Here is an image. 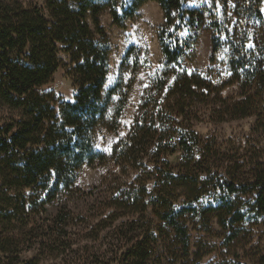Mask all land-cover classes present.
<instances>
[{
	"label": "trees",
	"instance_id": "1",
	"mask_svg": "<svg viewBox=\"0 0 264 264\" xmlns=\"http://www.w3.org/2000/svg\"><path fill=\"white\" fill-rule=\"evenodd\" d=\"M100 1L46 0L45 11L25 6L20 0H0V102L15 112L0 118V190L4 202L0 218L10 220L26 207L45 212L46 204L62 191L70 190L83 165L107 161V156L95 149V134L102 126L110 130L119 127L125 102L119 101L111 111L120 82L104 91L111 48L98 19ZM145 1L148 0H131L122 14L113 9L114 21L121 23ZM155 1L166 14L160 42L168 63H178L194 47L207 14L213 29L224 32L210 9L185 7L184 0ZM263 2L238 0L236 12L253 17L264 29ZM182 32L185 35L181 36ZM220 47V43H213V52ZM229 49V82L214 87L200 75L186 70L174 72L166 88L167 103L158 110L146 108L129 134L117 143L115 161L126 162L137 174L114 186L107 197L106 218L116 220L130 213L147 217L151 206L153 214L175 230L179 244L188 250L191 243L183 220L186 213L197 217L204 231H210L209 217L203 216L194 204L203 196L212 199L207 211L219 210L216 215L225 229L244 219L247 211L264 215V162L255 164L247 177L239 178L241 168L231 161L215 164L213 146L203 143L191 125L175 121L189 99L206 101L212 92L218 95L225 85L238 82L239 97L230 102L221 98L225 108L219 118L256 115L257 127L264 129V32L256 38L247 36L230 43ZM60 50L70 59L68 72L76 87L69 100L40 90L59 68ZM167 80L168 75L160 81L159 91L165 89ZM170 108L171 113L176 112L169 118ZM177 151H182L183 157L180 170L175 172L166 157ZM150 156L164 163L163 168H154L157 174L147 170ZM177 187L181 190L175 194ZM239 194L250 195L246 211L231 199ZM69 217L66 209L58 211L56 219L62 229ZM105 220L100 222V228L109 225ZM153 235L150 231L127 248L118 264H144ZM8 247L9 243L0 242V254L6 253Z\"/></svg>",
	"mask_w": 264,
	"mask_h": 264
},
{
	"label": "rangeland",
	"instance_id": "2",
	"mask_svg": "<svg viewBox=\"0 0 264 264\" xmlns=\"http://www.w3.org/2000/svg\"><path fill=\"white\" fill-rule=\"evenodd\" d=\"M25 6L45 9L46 0H20ZM238 0H184L188 8H207L222 24L221 34L213 29L212 19L207 14L205 25L197 33L194 47L178 63H168L162 51L160 33L166 18L164 10L155 0L145 1L137 11L116 23L113 9L122 14L131 0H101L98 19L110 43L108 73L104 91L120 82L119 92L112 98L111 111L119 101L124 100L120 125L116 130L105 126L97 129L94 139L95 149L107 156L105 163L83 165L70 190L46 204V211L26 207L13 218H0V242L9 243L8 251L0 254V264H20L34 260L36 264H118L125 257L127 248L153 231L150 239V255L144 264H261L264 257V215L247 211L241 221L225 229L218 221L219 210L207 211L210 199L201 197L194 204L210 219V231H204L197 217L186 213L184 223L190 231V246L185 250L175 230L159 219L149 206L146 216L127 214L116 220L106 218L107 197L114 186L129 181L137 174L126 162L115 161L114 148L126 137L146 108L160 109L167 103V87L174 79V72L186 70L200 75L214 87L230 81V43H238L242 38L258 37L264 32L262 24L253 17L241 16L236 12ZM264 14V2L261 7ZM91 27L95 25L91 17ZM185 35L184 32L181 36ZM220 43L214 53L213 43ZM252 44V43H251ZM128 54L127 59L123 62ZM60 66L51 80L40 87L41 91L53 92L69 100L76 91L69 75L70 59L59 51ZM168 75L167 85L159 91V83ZM238 82L225 85L220 94L212 92L206 101L188 100L184 112L175 116L167 109V117L175 116V121L188 124L197 132L203 143L212 145L215 164L231 161L241 168L239 178L248 176L258 162H264V129L256 125V115L236 118H219L225 108L222 97L228 102L239 97ZM220 96V97H219ZM227 102V103H228ZM222 106V107H221ZM173 108V106H172ZM13 112L0 102V118ZM172 114V115H171ZM182 151L168 155L170 167L181 168ZM150 156L147 170L163 168L162 159ZM154 174L157 171L154 170ZM175 188V194L180 192ZM30 194L29 190H25ZM0 190V206L4 202ZM236 207L246 211L250 195H232ZM214 203L212 206L216 205ZM70 212L66 226L62 229L56 215L60 209ZM106 218V220H105ZM105 220L109 225L100 228ZM149 229H152L149 231ZM233 236V237H231Z\"/></svg>",
	"mask_w": 264,
	"mask_h": 264
}]
</instances>
